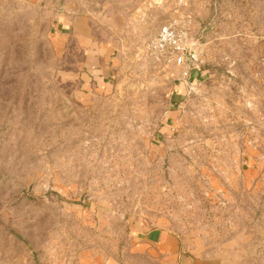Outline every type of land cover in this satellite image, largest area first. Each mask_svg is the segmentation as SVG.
<instances>
[{
	"label": "rangeland",
	"instance_id": "rangeland-1",
	"mask_svg": "<svg viewBox=\"0 0 264 264\" xmlns=\"http://www.w3.org/2000/svg\"><path fill=\"white\" fill-rule=\"evenodd\" d=\"M52 1L0 0V264H264V0H188L185 78L144 53L174 0H92L113 77Z\"/></svg>",
	"mask_w": 264,
	"mask_h": 264
},
{
	"label": "built area",
	"instance_id": "built-area-1",
	"mask_svg": "<svg viewBox=\"0 0 264 264\" xmlns=\"http://www.w3.org/2000/svg\"><path fill=\"white\" fill-rule=\"evenodd\" d=\"M167 0H144L136 12L148 18L153 11L165 7ZM195 15L188 0H174L167 16L144 42V53L152 61L165 67L180 68L183 78L190 69H198L202 62V51L195 39L193 26ZM187 82V81H186Z\"/></svg>",
	"mask_w": 264,
	"mask_h": 264
},
{
	"label": "crops",
	"instance_id": "crops-1",
	"mask_svg": "<svg viewBox=\"0 0 264 264\" xmlns=\"http://www.w3.org/2000/svg\"><path fill=\"white\" fill-rule=\"evenodd\" d=\"M104 2L106 5H111L110 1L108 0ZM92 4V0H56L52 1L50 7L53 10L60 12L57 15L59 21L58 26H61L59 27V29H61L62 31L60 32V34L69 33L70 28H67L66 26L67 24H70L72 32L78 34L79 36L77 38V41L80 44L84 45V52L86 54V58L90 60L92 68L95 66H103L102 70L97 69V72H101L102 75H109L113 77L114 72L111 70V61L109 55H106V58L101 57L102 65H100V63H97V66L92 63L93 61L99 62L100 57L99 54L95 53L93 44L94 36L92 35V29L89 25L90 16H88V13L90 14L91 12H93ZM138 232L139 233L135 235L136 237H138V239H140L138 245L141 247H145L147 251L153 255H162L167 257L168 255L170 256V254L177 249L178 241L172 234L168 233V231L155 229L148 230L146 232L143 230H138ZM198 263L210 264V262L207 261ZM185 264L194 263L186 261Z\"/></svg>",
	"mask_w": 264,
	"mask_h": 264
},
{
	"label": "water",
	"instance_id": "water-1",
	"mask_svg": "<svg viewBox=\"0 0 264 264\" xmlns=\"http://www.w3.org/2000/svg\"><path fill=\"white\" fill-rule=\"evenodd\" d=\"M138 230H140L138 227H136L135 228V231H133V232H135V234L134 235H136V234H138L139 232H138Z\"/></svg>",
	"mask_w": 264,
	"mask_h": 264
},
{
	"label": "trees",
	"instance_id": "trees-1",
	"mask_svg": "<svg viewBox=\"0 0 264 264\" xmlns=\"http://www.w3.org/2000/svg\"><path fill=\"white\" fill-rule=\"evenodd\" d=\"M200 69V68H199Z\"/></svg>",
	"mask_w": 264,
	"mask_h": 264
}]
</instances>
